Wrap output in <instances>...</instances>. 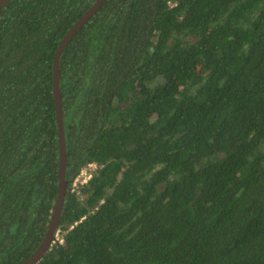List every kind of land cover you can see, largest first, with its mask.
<instances>
[{
    "label": "trees",
    "instance_id": "trees-1",
    "mask_svg": "<svg viewBox=\"0 0 264 264\" xmlns=\"http://www.w3.org/2000/svg\"><path fill=\"white\" fill-rule=\"evenodd\" d=\"M94 2L0 8V264L47 231L54 55ZM59 70L35 264H264V0H105Z\"/></svg>",
    "mask_w": 264,
    "mask_h": 264
},
{
    "label": "water",
    "instance_id": "water-1",
    "mask_svg": "<svg viewBox=\"0 0 264 264\" xmlns=\"http://www.w3.org/2000/svg\"><path fill=\"white\" fill-rule=\"evenodd\" d=\"M8 0H0V8L7 2ZM105 0H95V2L83 13V15L75 22V24L67 31L64 37L59 42V45L55 51L54 55V70H53V88H54V96H55V104H56V114H57V122H58V131H59V147H60V161H59V188L58 195L55 203V207L53 209L49 225L47 231L39 244L36 250L25 260L17 263V264H35L47 251L49 246L56 239V231L59 222V217L61 214L65 194L68 188V182L65 177L66 173V160H67V151H66V137L64 131V122H63V110H62V97L60 92V56L61 53L71 39V37L89 20V18L95 13L98 7Z\"/></svg>",
    "mask_w": 264,
    "mask_h": 264
},
{
    "label": "built area",
    "instance_id": "built-area-1",
    "mask_svg": "<svg viewBox=\"0 0 264 264\" xmlns=\"http://www.w3.org/2000/svg\"><path fill=\"white\" fill-rule=\"evenodd\" d=\"M94 166V163H90L87 167L83 168L81 173L75 178L74 184L77 185V183L79 182H85L91 176V172L89 169L93 168Z\"/></svg>",
    "mask_w": 264,
    "mask_h": 264
},
{
    "label": "rangeland",
    "instance_id": "rangeland-1",
    "mask_svg": "<svg viewBox=\"0 0 264 264\" xmlns=\"http://www.w3.org/2000/svg\"><path fill=\"white\" fill-rule=\"evenodd\" d=\"M89 169V168H88ZM90 170V169H89ZM60 237V235L57 233L56 238Z\"/></svg>",
    "mask_w": 264,
    "mask_h": 264
}]
</instances>
